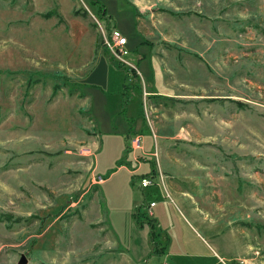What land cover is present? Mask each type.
Instances as JSON below:
<instances>
[{"label":"rangeland","instance_id":"1","mask_svg":"<svg viewBox=\"0 0 264 264\" xmlns=\"http://www.w3.org/2000/svg\"><path fill=\"white\" fill-rule=\"evenodd\" d=\"M21 254L264 264V0H0V264Z\"/></svg>","mask_w":264,"mask_h":264},{"label":"built area","instance_id":"2","mask_svg":"<svg viewBox=\"0 0 264 264\" xmlns=\"http://www.w3.org/2000/svg\"><path fill=\"white\" fill-rule=\"evenodd\" d=\"M102 33V43L104 48L108 51L110 54V58L116 62L118 65L128 68L130 71L133 72L134 75L138 76L137 70L133 64L128 62L125 57L128 55V51L125 49L126 45V38L123 37L118 31L111 30L107 32L106 35L101 31ZM154 138V135H152ZM140 136L139 135H133L128 138V146L130 150H138L141 147L140 144ZM90 148L87 147H80V152H82L83 156H86L88 154V150ZM79 152V153H80ZM92 181L94 184H100L103 179L100 176H95L92 178ZM151 185V181L147 177H141L139 180V186L140 188L144 189ZM155 205L154 202H149L147 204V214L151 217V208ZM223 264V262H221ZM234 264H249L247 261H238Z\"/></svg>","mask_w":264,"mask_h":264},{"label":"crops","instance_id":"3","mask_svg":"<svg viewBox=\"0 0 264 264\" xmlns=\"http://www.w3.org/2000/svg\"><path fill=\"white\" fill-rule=\"evenodd\" d=\"M102 6V5H101ZM103 10H105V9H103L102 7H100L99 9H97V11H98V13L99 14H102L103 13ZM105 12V11H104ZM102 19H104L105 21H108L107 20V18L105 17V13H103V15H102V17H101ZM137 21V20H136ZM126 45H127V39H126ZM126 45H125V47H126ZM137 73H138V71H137ZM145 92V91H144ZM155 92L154 91H151V92H148V93H145V94H154ZM156 93H158V94H166V91H161V90H156ZM144 94V93H143ZM157 112V111H156ZM156 133L158 132V130L156 129V130H154ZM154 138H155V135H154ZM127 149L128 150H130V148H129V146H128V140H127ZM154 153H144V152H142L141 154H140V156L139 157H144V156H147V155H153ZM100 184H103V181L100 183ZM99 184V185H100ZM150 202H153L152 200H150ZM155 203V205L151 208V218H152V220H149L148 221V224L150 225V226H152V227H154L155 225H158V221L155 219L156 218V216H158V215H160V213H162L163 211H164V204H163V211H161V209H162V207L158 210V209H156L157 208V203L156 202H154ZM170 221V220H169ZM144 230H146V232H147V229H145V228H142L141 229V231H144ZM142 235H143V233H142ZM143 237V236H142ZM142 240H143V242H142V244L143 243H145V240H147L146 239V233H145V236L142 238ZM180 256H182L181 254H179ZM190 256H194V257H201L202 255H198V254H195V255H190ZM160 264V263H159Z\"/></svg>","mask_w":264,"mask_h":264},{"label":"water","instance_id":"4","mask_svg":"<svg viewBox=\"0 0 264 264\" xmlns=\"http://www.w3.org/2000/svg\"><path fill=\"white\" fill-rule=\"evenodd\" d=\"M16 264H27V259H26V257H25L24 255L21 254V255L19 256V258H18Z\"/></svg>","mask_w":264,"mask_h":264},{"label":"trees","instance_id":"5","mask_svg":"<svg viewBox=\"0 0 264 264\" xmlns=\"http://www.w3.org/2000/svg\"><path fill=\"white\" fill-rule=\"evenodd\" d=\"M97 13H98V11H97ZM98 15H100L101 17H102V15H103V13L102 14H99L98 13ZM106 51V50H105ZM109 58H110V56H109ZM110 60H112L111 58H110ZM113 61V60H112ZM1 215H3V214H1Z\"/></svg>","mask_w":264,"mask_h":264}]
</instances>
